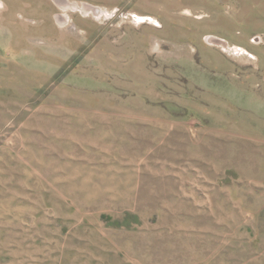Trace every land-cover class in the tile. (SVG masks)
<instances>
[{
    "label": "rangeland",
    "instance_id": "obj_1",
    "mask_svg": "<svg viewBox=\"0 0 264 264\" xmlns=\"http://www.w3.org/2000/svg\"><path fill=\"white\" fill-rule=\"evenodd\" d=\"M0 264H264V0H0Z\"/></svg>",
    "mask_w": 264,
    "mask_h": 264
},
{
    "label": "bare ground",
    "instance_id": "obj_2",
    "mask_svg": "<svg viewBox=\"0 0 264 264\" xmlns=\"http://www.w3.org/2000/svg\"><path fill=\"white\" fill-rule=\"evenodd\" d=\"M222 43H223V45H225L224 42H222Z\"/></svg>",
    "mask_w": 264,
    "mask_h": 264
}]
</instances>
